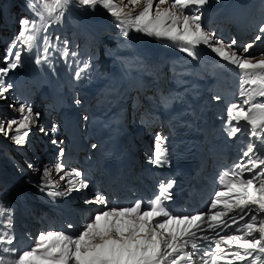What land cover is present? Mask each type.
<instances>
[{"label": "snow or ice", "instance_id": "snow-or-ice-1", "mask_svg": "<svg viewBox=\"0 0 264 264\" xmlns=\"http://www.w3.org/2000/svg\"><path fill=\"white\" fill-rule=\"evenodd\" d=\"M209 2L127 0L132 10H126L118 7L115 0H75L80 8L94 10L101 6L107 10L125 39L132 32L166 38L197 61L198 50L203 46L238 71L239 99L227 107L224 126L229 139L243 138V142L237 160L221 173L218 190L206 210L174 213L168 207L174 196V179L160 181L157 193L146 204L138 199L126 206L109 208L103 193L87 195L92 184L81 170H68L63 163L57 164L55 174L63 184L61 188L51 179L52 168L37 169L26 161L28 169L41 172V183L36 186L52 202L81 192L85 193L83 203L97 208L78 232L63 228L41 232L34 244L21 252L15 247L13 210L0 204V264H264V52L250 53L253 45L264 39V23L255 39L238 49L235 39L225 42L204 25L202 9ZM72 4L73 0H26L33 18L21 17L20 31L6 50L5 66L0 67V100H8L14 85L6 78L22 67L25 51L31 53L42 47L35 56L38 66L54 67L53 56L65 62L75 60L77 53L70 49L69 41L49 32L65 22ZM162 5L167 7L161 8ZM137 7L139 11L133 14ZM91 69L88 61L83 62L75 71V78H84ZM214 99L221 98L217 95ZM168 100L162 98L161 105ZM9 107L20 116L0 122V135L23 149L36 127L57 146L58 158L65 157V140L58 135L60 127L55 121L41 125V113L34 112L28 104ZM167 139L160 132L154 136L149 163L155 168L170 166ZM90 147L95 150L98 145L92 143ZM73 227L72 223L67 224L68 229Z\"/></svg>", "mask_w": 264, "mask_h": 264}, {"label": "bare ground", "instance_id": "bare-ground-1", "mask_svg": "<svg viewBox=\"0 0 264 264\" xmlns=\"http://www.w3.org/2000/svg\"><path fill=\"white\" fill-rule=\"evenodd\" d=\"M153 78L158 82H165V80L163 79L162 76L155 75V76H153ZM179 85H181V84H179ZM170 90H171L170 88H167V93H170ZM178 90H181V89H178ZM178 90H176V91H178ZM191 121H193V120H191ZM206 129H208V127ZM184 135H186V137H190V139H193L196 136L194 133L189 132L188 127L186 128ZM227 141H229V138H228V136H225V138H224L225 145H226ZM204 150H207V149H204ZM207 152H209V151H207ZM207 152H203V153H207ZM210 155H212V158L215 159V155H216L215 152L210 151ZM186 166H188V165H186Z\"/></svg>", "mask_w": 264, "mask_h": 264}, {"label": "rangeland", "instance_id": "rangeland-1", "mask_svg": "<svg viewBox=\"0 0 264 264\" xmlns=\"http://www.w3.org/2000/svg\"><path fill=\"white\" fill-rule=\"evenodd\" d=\"M1 21L4 22V18L3 17L1 18ZM2 29L6 30V28H2ZM2 29H0V32H1Z\"/></svg>", "mask_w": 264, "mask_h": 264}]
</instances>
